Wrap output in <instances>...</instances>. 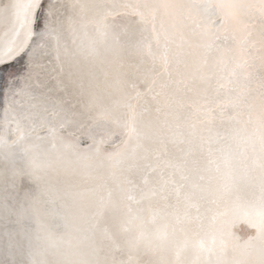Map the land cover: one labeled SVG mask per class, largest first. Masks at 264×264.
I'll use <instances>...</instances> for the list:
<instances>
[{"label": "bare ground", "instance_id": "1", "mask_svg": "<svg viewBox=\"0 0 264 264\" xmlns=\"http://www.w3.org/2000/svg\"><path fill=\"white\" fill-rule=\"evenodd\" d=\"M19 54L0 264H264V0H0Z\"/></svg>", "mask_w": 264, "mask_h": 264}, {"label": "water", "instance_id": "2", "mask_svg": "<svg viewBox=\"0 0 264 264\" xmlns=\"http://www.w3.org/2000/svg\"><path fill=\"white\" fill-rule=\"evenodd\" d=\"M41 4V1L39 2V5ZM42 6L43 5H40L36 8L35 12H34V19H33V27L35 28L37 23H38V19L41 15V10H42ZM19 58H20V54L19 55H16V56H13V57H10L4 61H1L0 62V71L5 69L6 67L8 66H11L12 64H14L16 61H19ZM11 72V71H9ZM9 72L7 73H3L2 74V77H1V74H0V98L2 96V98L4 97L3 92L6 91V88L8 87V82H9V78L10 76L7 77V75H9ZM18 75V74H17ZM16 79L18 80L19 78L16 77ZM14 82H17V81H14ZM81 144H82V147L83 146H87L89 144L88 141H86L85 139H81Z\"/></svg>", "mask_w": 264, "mask_h": 264}]
</instances>
